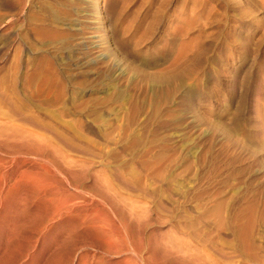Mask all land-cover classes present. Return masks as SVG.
Masks as SVG:
<instances>
[{"label":"rangeland","instance_id":"rangeland-1","mask_svg":"<svg viewBox=\"0 0 264 264\" xmlns=\"http://www.w3.org/2000/svg\"><path fill=\"white\" fill-rule=\"evenodd\" d=\"M0 20L4 101L29 107L48 100L44 107L68 112L72 130L109 146V164L89 162L85 174H73L80 182L72 178L93 199V213L123 211L126 242L139 251L137 258L130 250L102 254L104 264H148L151 248L183 225L255 258L253 244L264 246V0H0ZM38 90L47 97L35 98ZM11 201L0 225L17 218ZM32 227L21 231L20 247L0 254V264L70 258V245L50 249L41 243L50 233L34 238ZM19 250L24 257L16 261Z\"/></svg>","mask_w":264,"mask_h":264},{"label":"bare ground","instance_id":"bare-ground-1","mask_svg":"<svg viewBox=\"0 0 264 264\" xmlns=\"http://www.w3.org/2000/svg\"><path fill=\"white\" fill-rule=\"evenodd\" d=\"M28 57H32V56H28ZM36 59L37 57H34L28 60L27 61L28 66L29 65L34 66L36 61H38ZM2 70L3 68H0V72ZM37 81L38 80L36 79L35 82ZM42 81H43L42 83H44L45 80H42ZM38 83L40 82H37L36 84ZM1 84L3 85V82ZM41 86H39L38 88H40ZM4 88L5 86L4 87L2 86V88L0 89V214H2L3 212L4 213L7 212L6 208L8 207L7 206L8 202L12 200L11 202L14 204L17 210L14 208L15 212H13L12 210L11 213L12 215H15V217L13 216V218H16V215H17V218L15 220L13 219V221L10 220V222H7L5 226L0 225V245H1L0 254H5L8 250L16 249V246L17 247L21 246L20 245L21 240L18 237L21 231H23L26 228V226H28L29 224V225L34 226V228L32 227L33 229H31V233L34 236V238L35 236L38 237L40 233H42L43 231L44 232L48 231L50 233L48 242L47 240L45 241V235H43L42 238L40 237L42 240L41 243H48V246H50V249L53 248V250L57 249L56 251H59L58 248L61 247L62 249L63 248L62 246H66V245L71 246L72 250H71L70 258L67 257L68 259H66V261L63 260L65 262V263L63 262L64 264H104L102 261L104 256H100V255L107 254V253L110 254L111 252H114L112 253L114 255L117 253H121V252L127 253L128 250H130L128 251L130 256L137 258L139 256V251L136 248H129L126 242L127 237H129L127 233L128 232V228H127L128 222L125 216L122 215L123 211H121L122 212L121 213L120 211L118 212V209H117L118 213L114 211L116 215L107 213L102 216H100L101 214L98 215L97 213H93V211L95 210H92V209H95L96 207L95 208L91 207V210L90 208L89 209L87 208V206L93 199L91 200L89 198L87 199V197L85 196L86 194H84L85 189H80L79 185L74 183L77 177L74 176L73 174L78 173L80 176H82L81 174H85L88 171V167H90L89 162L93 163L95 162V160L103 164L105 162L106 163L109 162L107 159V156L109 153V150H108L109 146H107L108 144L106 143L107 145H104L103 143L99 141L100 137L97 131L95 130V128L94 129L91 128L92 134H93V137H96L99 139L98 141L94 138L90 139L87 136L83 135L82 134L83 130L81 129H77V130H81L80 132L82 133H80L77 130H72L73 127H71L70 126L71 124L69 123V121L66 120L67 118L66 115L68 112L65 113L66 112L65 111V112H60V113L59 112L54 113L49 108L44 107V105L48 102L47 99H46L47 101H45L46 103L43 102L45 100L43 99L42 101L43 104L34 102L35 104L32 103L33 105L32 106L29 105V107L27 105H23V104L21 105V103L16 106L10 103H6L4 101L6 97L5 96L3 97L2 95V93L4 94V92H1L2 90L3 91L5 90ZM47 89L45 90V92L48 95L49 91L47 92ZM63 91H64V88H63ZM34 92L36 93V95H34V93L32 94L33 96H36L35 98L37 99H38L37 95L41 98L43 96L44 97L46 96L45 93H44L45 95L41 94L39 90L34 91ZM43 92L44 91H42V93ZM66 95L67 94L63 96L65 97ZM60 98H62V96H60ZM60 98H59V101L56 98L55 99L58 102H61V105H62V100H63V106L64 104L67 105L68 100L64 101V98L62 100H60ZM6 100H8V98H6ZM38 100L40 101V99ZM15 103L17 104V102ZM48 104H47V107H48ZM1 107H5L7 109V112L10 113V116L5 118V116L3 115L1 111ZM7 112H4V113H7ZM82 123L84 122L82 121ZM91 127L93 126L91 125ZM87 129L89 130L90 127ZM113 172L114 171H112V173ZM119 173L120 172H118V174ZM95 174H98L97 170ZM120 174L122 175V173ZM73 176L76 177L75 181L72 179ZM79 177L77 178V180H79ZM96 177L98 179L100 178L99 176H96ZM102 181L106 183V181L101 180V182ZM103 184L100 183V185H103ZM122 184L125 188H127V190H129L128 188H130L131 190L136 189L135 185L132 184V182L130 181L124 180L122 181ZM138 185L141 186V187L140 186L138 187L143 188L145 190L144 186H142L141 184H138ZM105 186L103 185V187H105L106 189L110 185L108 187L107 185ZM97 187L102 188L101 186H97ZM171 187H173V185ZM148 188L149 187L147 186L146 189ZM108 189H106L107 193H109ZM152 191L150 189V192ZM99 193L101 194V192ZM94 195H96V193ZM98 196H100V199L102 201L107 199V197L103 193H102V196L101 195H98ZM103 196H105L106 199ZM167 199H168V196H167ZM162 201H160V205L161 203H163ZM96 202L99 204L98 201ZM96 202L95 204L97 205ZM112 202H109V204H111ZM93 204H94V201H93ZM97 206L99 207L100 205H97ZM135 206H138V205H135ZM116 207H117V204H116ZM113 209H116V208L114 207ZM18 210L20 211L18 212ZM27 210H29L30 212L27 213ZM131 210L133 209L131 208ZM133 211L131 212L132 215L131 214H128V215L133 216ZM136 213L133 216L134 218L136 216L137 218L141 217V214L140 216L138 215L140 212L138 214ZM145 216H146V213H145ZM18 217H21V218L18 219ZM136 219L135 221L138 223L139 221L138 219L137 220ZM0 223H3L2 219H0ZM185 225H188V224H185ZM191 229L193 228L186 227L183 225L181 226L180 229H178V231L176 232V235L170 236V238L168 237V240L165 243H163L162 246L156 245L152 247L151 248L152 253L149 256L151 257V260L146 258L147 263L148 264H264V246L260 247V245L253 244L254 247L259 246L260 252L257 253V255L255 256L253 255L254 253H251V255L255 257V258L254 257L252 258H254L255 260L253 259L252 261H250L251 259L250 260L245 259V257L243 256L244 254L241 253L236 248L237 245L235 246V244L231 240H225L222 237H219V235L218 236L216 235L218 238L214 239L213 237H210L204 233L194 232V230H191ZM88 231L89 233L91 232L92 234L91 233L88 234ZM262 233L263 235H262L261 241L263 242L264 227L262 228ZM137 234L135 235L137 236ZM33 236L31 237V239L33 238ZM133 238L136 239L137 237L134 236ZM26 239H25L26 243H24L26 244L24 252H26L29 248H31V247L29 248L27 247L28 244L31 243V242L28 243V240L30 239L28 240ZM34 242L36 244L38 242V238H36ZM240 250H242V248ZM248 250L249 249H247V251ZM56 253L57 252H55V255ZM245 254L248 255L247 253ZM22 255L23 254L21 250H19L16 253H13V256L16 257V261H18L19 258L22 259V257H24V255L23 256ZM128 255L125 258L129 257ZM108 260L110 259L108 258ZM117 260L121 261L122 259L120 260V258H118ZM117 260H114V261L117 262ZM121 262H124V260ZM63 263L57 261L55 264H63ZM116 264H120V262Z\"/></svg>","mask_w":264,"mask_h":264}]
</instances>
